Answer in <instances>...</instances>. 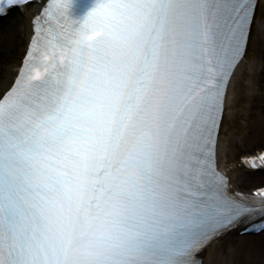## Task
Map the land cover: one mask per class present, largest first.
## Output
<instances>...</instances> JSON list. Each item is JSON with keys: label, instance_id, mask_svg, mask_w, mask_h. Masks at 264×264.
<instances>
[{"label": "snow or ice", "instance_id": "1", "mask_svg": "<svg viewBox=\"0 0 264 264\" xmlns=\"http://www.w3.org/2000/svg\"><path fill=\"white\" fill-rule=\"evenodd\" d=\"M262 2L94 0L82 18L47 3L0 100V264H204L239 223L264 231V189L233 193L216 166ZM49 47L65 58L26 79Z\"/></svg>", "mask_w": 264, "mask_h": 264}, {"label": "bare ground", "instance_id": "2", "mask_svg": "<svg viewBox=\"0 0 264 264\" xmlns=\"http://www.w3.org/2000/svg\"><path fill=\"white\" fill-rule=\"evenodd\" d=\"M37 8L38 4H29L22 13L14 9V14L0 17L5 19L0 25V94L17 70L30 34L29 19ZM228 97L230 106L218 143L220 164L235 161L238 155L252 152L249 149L255 146L253 150L264 148V2L257 9L248 56L232 78ZM230 176L232 186L238 190L264 183V172L251 174L232 168ZM201 257L204 264H264V231L244 235L231 232L207 246Z\"/></svg>", "mask_w": 264, "mask_h": 264}, {"label": "clouds", "instance_id": "3", "mask_svg": "<svg viewBox=\"0 0 264 264\" xmlns=\"http://www.w3.org/2000/svg\"><path fill=\"white\" fill-rule=\"evenodd\" d=\"M93 35H95V33L85 32L79 37V39L87 42L93 37ZM53 54H55L58 59L63 60L66 55V50L60 47H49L47 51H42L37 57L38 63L28 70L26 79H33L43 75L44 69L40 67V64L47 63Z\"/></svg>", "mask_w": 264, "mask_h": 264}, {"label": "rangeland", "instance_id": "4", "mask_svg": "<svg viewBox=\"0 0 264 264\" xmlns=\"http://www.w3.org/2000/svg\"><path fill=\"white\" fill-rule=\"evenodd\" d=\"M14 13H15V11L12 10V11H11V15L14 14ZM4 23H5V19H0V25H1V24H4ZM261 86H262V84L259 85L260 88H261ZM262 87H263V86H262ZM263 145H264V144H263ZM263 145H262V144H261V145H258L257 148L260 147V146H263ZM255 147H256V146H255ZM255 147H253V148H255ZM253 148H250L249 150L252 151Z\"/></svg>", "mask_w": 264, "mask_h": 264}]
</instances>
